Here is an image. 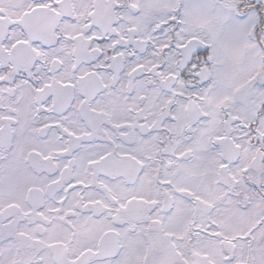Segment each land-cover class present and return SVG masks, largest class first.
Wrapping results in <instances>:
<instances>
[{
    "label": "snow or ice",
    "instance_id": "6c2138e0",
    "mask_svg": "<svg viewBox=\"0 0 264 264\" xmlns=\"http://www.w3.org/2000/svg\"><path fill=\"white\" fill-rule=\"evenodd\" d=\"M0 264H264V0H0Z\"/></svg>",
    "mask_w": 264,
    "mask_h": 264
}]
</instances>
